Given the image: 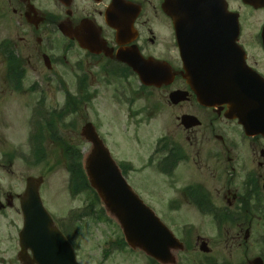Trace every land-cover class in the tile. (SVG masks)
Returning a JSON list of instances; mask_svg holds the SVG:
<instances>
[{
  "label": "flooded vegetation",
  "instance_id": "af4514ba",
  "mask_svg": "<svg viewBox=\"0 0 264 264\" xmlns=\"http://www.w3.org/2000/svg\"><path fill=\"white\" fill-rule=\"evenodd\" d=\"M8 1L14 3L11 13L27 25L19 37L20 46L12 44L16 62L11 71L4 58V79L10 89H22L28 68L38 74V62L49 70L60 64L70 66L69 102L64 89H58L61 101L55 100L48 110L54 117H73L82 103H90L91 85L98 77L103 82L113 76L138 79L123 58L136 57L161 67L162 85L145 89H163L167 94L164 103L178 110L174 116L179 133L161 136L154 147L155 169L166 180H175L168 188L169 195L161 196L163 215L158 216L183 247L173 251L172 261L165 263L142 251L140 264H264V134L246 132L237 119L225 114L226 105L199 104L186 80L194 71H187L184 65V61L207 49L213 57L222 56L227 44L230 47L235 42L244 50L247 66L264 79V7L242 0ZM224 4L226 10L238 14L237 19L230 20L227 11L224 18ZM167 5L171 6L173 17L167 13ZM242 8L259 17H244ZM175 91L185 97L171 102L169 93ZM31 111V119L37 123V118H43V102H37ZM182 115L190 116L185 123H181ZM5 120L0 123L3 131L11 125ZM45 137V133L30 136L29 158L38 149L43 156L44 148L36 142ZM17 159L26 161L8 136L0 132V264H37L31 249L23 247L20 239L24 226L20 199L29 174L14 166ZM43 184L44 180L38 191L44 208L71 241L68 226L74 225L75 220L68 216L56 218L48 210ZM104 222L114 227L111 222ZM177 223L181 225L175 230L171 225ZM196 223L208 225L210 235L197 232ZM223 238L227 244L210 245ZM250 238L257 245L251 257L247 243ZM116 241L108 240L101 246L99 259L93 264H117L119 260L113 255ZM120 262L130 263L126 259ZM78 264L82 263L78 260Z\"/></svg>",
  "mask_w": 264,
  "mask_h": 264
},
{
  "label": "rangeland",
  "instance_id": "374dc122",
  "mask_svg": "<svg viewBox=\"0 0 264 264\" xmlns=\"http://www.w3.org/2000/svg\"><path fill=\"white\" fill-rule=\"evenodd\" d=\"M11 2L0 0V43L2 40H9L11 45L17 43L20 46L19 37L25 33L27 25L11 13L10 7L14 5ZM241 11L248 19L259 17L257 13H248L243 8ZM53 42H58L57 36ZM34 60L35 58L32 59ZM36 65L39 67L38 74L28 68L23 78L22 89L13 91L4 79L5 62L0 54V123L5 118V121L11 124L9 128H4V131L0 124V132L8 136L10 144L14 145L20 156L26 159V161L17 159L14 166L18 167L19 172L33 177L39 175L44 177L43 199L48 210L56 218L63 216L74 218L75 224L69 225L68 228L71 231V239L76 245L78 259L82 264H93L99 259L100 247L108 244L106 243L108 240H114L119 234L114 225L112 227L105 224L102 215L98 212V204H93L95 202L89 189L74 193L70 190V176L63 154L64 145L78 148L82 158L85 157L91 144L80 136V130L85 123H93L109 148L114 161L129 164L126 175L128 183L159 215H163L160 205L161 196L169 195L168 188L175 180L173 178L166 180L155 169V159H151L154 161L151 163L149 157L153 155V148L159 137L179 133L174 116L178 110L164 103L167 94L163 89L143 91L140 89L137 78L121 80L118 76L112 78L109 76L111 79L105 82L98 77V80L91 85L93 90L91 102L86 106L82 103L73 117L62 116L55 119L50 115L51 113L48 114V110H51L55 100L61 101V93H57L58 89L63 88L66 94L68 90H72L70 66L60 64L55 69L49 70L40 62ZM32 85L39 88H29ZM37 102H43L44 111L47 114L43 111V118L39 117L36 120V133L46 135L45 139L36 142L37 145L40 143V146H43L44 153L42 157L36 156L35 153V158H29L31 145L28 144V140L32 131L31 108L36 106ZM50 117L55 126L48 130L47 123L52 121ZM183 170L185 174H188V170ZM87 206H89L87 213L75 217ZM91 211H93L92 215H90ZM180 225L181 223H177L171 227L178 230ZM196 226H199L197 232L202 231L204 235H210L207 232L209 227L206 229L208 225L196 223ZM247 243L251 246L248 252L251 257L257 245L252 243L251 238ZM219 244L227 243L224 242V238L219 243L214 241L210 243L215 247H219ZM131 254H133L131 257L125 258V255ZM113 255L119 262L128 260L130 262L128 264L135 263L131 261L132 259L140 264L142 262L140 259L144 257L140 251H129L127 247L115 249ZM119 262L117 264H127Z\"/></svg>",
  "mask_w": 264,
  "mask_h": 264
},
{
  "label": "water",
  "instance_id": "95a60500",
  "mask_svg": "<svg viewBox=\"0 0 264 264\" xmlns=\"http://www.w3.org/2000/svg\"><path fill=\"white\" fill-rule=\"evenodd\" d=\"M243 1L264 6V0ZM167 13L173 17L170 5H167ZM234 46L233 43L231 52L222 59H200L195 67L197 74L190 76L187 81L192 84L201 104L213 106L226 103L228 109L225 114L238 117L247 130L264 133V86L257 84V74L245 66ZM121 60L139 74L143 84L157 86L163 83V73L159 65L136 57ZM183 97L181 93L170 95L173 102ZM188 118L189 116H183L182 123ZM81 136L92 143V148L84 160L89 184L96 190L106 210L120 224L127 243L159 260L167 261L170 249L180 247L177 239L133 193L129 184H126L93 124L85 123ZM41 181V177L29 176L27 179V190L21 198L25 222L22 240L26 241L28 247L34 248L33 255L38 264H77L70 244L52 226V221L42 206L37 188Z\"/></svg>",
  "mask_w": 264,
  "mask_h": 264
},
{
  "label": "trees",
  "instance_id": "16d2710c",
  "mask_svg": "<svg viewBox=\"0 0 264 264\" xmlns=\"http://www.w3.org/2000/svg\"><path fill=\"white\" fill-rule=\"evenodd\" d=\"M6 55L12 60L10 66H13L15 63L14 57L6 47ZM10 60V61H11ZM10 63V62H9ZM49 123V124H48ZM47 128L52 129L55 126L54 121H48ZM63 154L65 155V162L69 172V187L70 190L74 193L77 191H83L84 189H89L92 192L93 201L99 202L98 197H96L93 191L88 186L86 175L84 174L83 164H82V155L74 146H69L65 144L63 147Z\"/></svg>",
  "mask_w": 264,
  "mask_h": 264
}]
</instances>
